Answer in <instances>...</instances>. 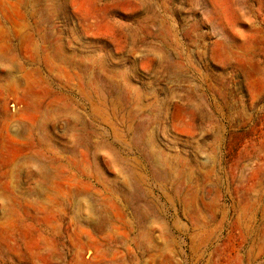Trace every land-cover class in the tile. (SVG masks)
Listing matches in <instances>:
<instances>
[{"label":"rangeland","instance_id":"obj_1","mask_svg":"<svg viewBox=\"0 0 264 264\" xmlns=\"http://www.w3.org/2000/svg\"><path fill=\"white\" fill-rule=\"evenodd\" d=\"M262 197L264 0H0V264H252Z\"/></svg>","mask_w":264,"mask_h":264},{"label":"bare ground","instance_id":"obj_2","mask_svg":"<svg viewBox=\"0 0 264 264\" xmlns=\"http://www.w3.org/2000/svg\"><path fill=\"white\" fill-rule=\"evenodd\" d=\"M259 201L264 204V197L259 199ZM262 211H264V207ZM261 220L262 221H260L258 217L256 218L252 217L249 221L250 224L247 223L248 225L245 226V225H242L241 223V226L245 230L244 233L246 234V236H249V238L252 237L253 239V242H252L253 244H251V247H250L251 249L249 251V260L250 262H252V264L254 262H257L258 259L264 255V244L260 241L264 239V216H263V219ZM207 239L203 240V243H204L203 245L207 243Z\"/></svg>","mask_w":264,"mask_h":264}]
</instances>
